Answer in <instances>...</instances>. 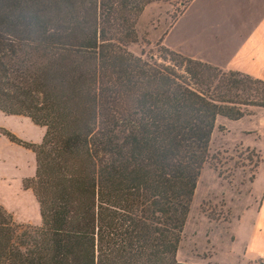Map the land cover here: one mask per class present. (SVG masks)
I'll return each mask as SVG.
<instances>
[{
  "label": "trees",
  "instance_id": "trees-1",
  "mask_svg": "<svg viewBox=\"0 0 264 264\" xmlns=\"http://www.w3.org/2000/svg\"><path fill=\"white\" fill-rule=\"evenodd\" d=\"M155 2L191 0H0V112L43 128L0 127L33 153L40 217L0 205V264H198L176 253L215 121L264 109V81L160 42L129 52Z\"/></svg>",
  "mask_w": 264,
  "mask_h": 264
},
{
  "label": "rangeland",
  "instance_id": "rangeland-1",
  "mask_svg": "<svg viewBox=\"0 0 264 264\" xmlns=\"http://www.w3.org/2000/svg\"><path fill=\"white\" fill-rule=\"evenodd\" d=\"M259 6V0H191L176 15L177 7L171 4L150 3L138 15L134 26L136 39L126 49L135 55L155 52L160 42L185 56H209L220 63L235 49L245 22H251ZM263 119V108H252L251 115L237 120L216 119L209 141L212 159L203 165L197 178L177 260L245 264L235 251L241 246L240 241L233 243L234 230L242 228L247 232L251 228L260 203L262 190L259 193L257 187L264 181ZM3 157L23 163L28 159L16 151L0 148V158ZM11 164L8 167L0 163V169L10 173ZM25 168L28 169L26 164ZM8 181L7 185L0 180V205L14 210L19 220L38 222L37 204L31 192L22 191L15 179Z\"/></svg>",
  "mask_w": 264,
  "mask_h": 264
},
{
  "label": "crops",
  "instance_id": "crops-1",
  "mask_svg": "<svg viewBox=\"0 0 264 264\" xmlns=\"http://www.w3.org/2000/svg\"><path fill=\"white\" fill-rule=\"evenodd\" d=\"M259 2L260 6L255 10L254 17L251 22H245L246 28L241 36H239L235 49L227 56L223 57V60L220 61V63L209 56L197 55L195 58L208 62L212 65H216L223 70H237L264 81V0H259ZM31 123L32 122L27 117L20 115H6L0 112V127L9 130L22 140L37 143L42 137L43 128L39 126V128H35L34 124ZM0 148L16 151L19 154L28 157L27 163H23L20 160H9L8 157L7 160L4 157V159L0 158V163L2 165L6 164V166L9 167V164L12 163L11 167L13 169L10 173L6 170L0 169V180L3 182L6 181L8 185L9 179H15L18 181L16 182L19 184L22 191L31 192L29 189L22 188L21 181L23 178L33 174V153L15 143L8 141L2 135H0ZM25 164L28 169H23ZM13 172H15L14 175ZM257 188L260 190L259 193L261 190L262 192L260 194V203L254 212L255 216L254 220L251 222V228H248L247 232L243 231L242 228H235L236 230H234L233 243L240 241L241 246L240 249H235V251L240 254L245 264H256L259 259L264 257V181ZM4 207L11 213L16 222L32 225L39 224L40 222V217L38 222L27 219L19 220L17 219V215L14 210H11L5 204Z\"/></svg>",
  "mask_w": 264,
  "mask_h": 264
}]
</instances>
